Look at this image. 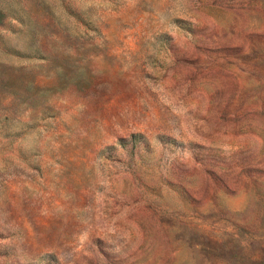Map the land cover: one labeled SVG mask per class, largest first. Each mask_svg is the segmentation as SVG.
Listing matches in <instances>:
<instances>
[{"label": "rangeland", "instance_id": "374dc122", "mask_svg": "<svg viewBox=\"0 0 264 264\" xmlns=\"http://www.w3.org/2000/svg\"><path fill=\"white\" fill-rule=\"evenodd\" d=\"M0 264H264V0H0Z\"/></svg>", "mask_w": 264, "mask_h": 264}]
</instances>
